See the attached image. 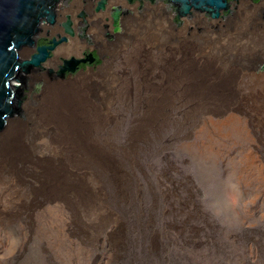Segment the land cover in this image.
Listing matches in <instances>:
<instances>
[{"label": "rangeland", "instance_id": "374dc122", "mask_svg": "<svg viewBox=\"0 0 264 264\" xmlns=\"http://www.w3.org/2000/svg\"><path fill=\"white\" fill-rule=\"evenodd\" d=\"M243 7L257 8L241 0L226 19ZM192 19L164 49L140 32L117 41L98 85L103 160L55 131L34 141L27 127L24 162L0 170V264H264V101L252 97L264 51L235 47L207 14ZM61 62L41 65L52 83L75 78L57 75ZM39 85L13 118L26 121L21 105ZM56 157L91 180L78 200L71 187L65 199L41 188Z\"/></svg>", "mask_w": 264, "mask_h": 264}, {"label": "bare ground", "instance_id": "6f19581e", "mask_svg": "<svg viewBox=\"0 0 264 264\" xmlns=\"http://www.w3.org/2000/svg\"><path fill=\"white\" fill-rule=\"evenodd\" d=\"M246 1L248 2V0ZM113 2L117 4L119 0H113ZM244 9L245 8L243 7L242 12H240L241 9L238 11V15H240L239 17H237V15L234 18L227 19L228 21L225 20L227 21L225 24L221 23V19L210 20L209 22H213L212 25L219 24L220 28H223V31L227 34V39H230L231 42L233 41L234 44H236L235 47H240L247 43L252 44L253 42L256 46H259L261 51H264V23L258 16V11L260 10L255 8L254 11L245 12ZM77 13L78 9L73 7L59 11L58 23L54 26L45 25L42 28V33L45 34L47 31H50L52 34L62 32L59 23H61L64 17L68 15L73 18L72 20L75 26L77 24L75 19ZM198 14L204 15V13ZM125 16H123L124 18L122 20V33L117 34L110 42H108L103 36V21L99 20L100 18L98 19L99 21L97 20V14L92 15L91 18H89V21L93 24L89 26L87 32L93 42H97L102 46L103 53L107 56L104 65L99 68L97 72L89 70L86 73L78 74L75 78L70 80H57L54 83L51 82L48 73L39 72L37 74H32L30 72L32 74L30 77H32L35 82L43 83V87L40 94L34 95V101L31 102L30 100H26V102L22 104L23 110L21 111L26 118L25 122L12 117L13 114L21 109L19 108L17 111L14 110L12 116L6 120L4 127L1 129L0 156L2 155V159L0 161V170L5 167L17 170L24 162L25 157L18 151L24 148L20 143V139L26 134L27 127L30 131V137L34 141L39 140L40 137L44 138L50 131H55L56 133L67 135L65 138H58V140H56L60 142V145L68 146L67 143L74 147H78L79 145L80 148L88 149L97 161L104 159L103 155L100 153L94 154L95 146L93 145L98 128L97 112L100 94L98 85L99 87H102L101 82L99 84L100 77L111 72L110 63L116 58L114 47L116 46L117 41H119V39L125 40L132 38V35H136L140 32L143 34V39L144 37H160V42L157 41L156 44L148 43V45L164 49L166 41H171V38L175 33L170 25V15L165 12L164 5L147 8L141 15L134 13L132 16ZM191 20L193 22V19ZM188 24L189 22H182L181 26L183 29L187 30ZM211 27L214 29V26ZM177 32H179V30ZM118 44L120 43L118 42ZM85 46L86 43L80 41L77 36L70 37L67 44L61 45L55 50V57L48 60L45 63V66L54 67L58 63L60 57L79 54ZM212 46L216 47L217 45L212 44ZM247 48L248 47H246V49ZM29 53L30 48H28L27 51H22L20 55L27 58ZM164 80L165 78H163V81ZM263 90H261V93H259L260 91H257L252 94V97H256L258 100L263 98L261 102L264 101ZM254 91L255 90H251V93ZM234 98L235 94L232 93L225 98V101H232ZM48 167V165H45L44 168L46 169L42 171V173L39 172V175L43 180L41 181V188H49L56 194L55 197L59 199H65L64 192L71 187L74 191L72 196L73 200H78L79 196L77 193L79 189H83L91 184V180L86 178V171H82L81 173L80 170H77L75 166H72V164L69 163V160L66 161L61 157H56L53 168L51 169ZM2 185H4V183L0 179V186ZM4 196L5 194L3 193V190H0V197L3 198ZM87 199L88 196L84 201ZM3 218L4 216L0 214V224H2Z\"/></svg>", "mask_w": 264, "mask_h": 264}, {"label": "water", "instance_id": "95a60500", "mask_svg": "<svg viewBox=\"0 0 264 264\" xmlns=\"http://www.w3.org/2000/svg\"><path fill=\"white\" fill-rule=\"evenodd\" d=\"M56 1L0 0V131L14 110L17 111L20 108L21 88L12 82L19 81L20 83V79L17 78L18 73H27L45 63L49 56L48 51H51L56 45L53 42V46L38 47L37 53L32 55L30 59L20 60L19 58L21 51H27L28 48L34 46L36 35L41 26L42 28L45 26L42 24L50 26L55 24V15L51 7ZM167 1L170 3L169 8L172 9V12L174 7L176 8L177 15L182 19V22H190L195 13L207 14L209 20H219L222 19V13L229 9L227 0ZM163 2L166 3V1ZM260 13H262L261 10ZM113 21L117 28V12L113 14ZM63 26L66 32L71 33L69 22ZM79 63L74 59L65 61L58 76L74 73Z\"/></svg>", "mask_w": 264, "mask_h": 264}, {"label": "flooded vegetation", "instance_id": "af4514ba", "mask_svg": "<svg viewBox=\"0 0 264 264\" xmlns=\"http://www.w3.org/2000/svg\"><path fill=\"white\" fill-rule=\"evenodd\" d=\"M163 1H166V3H164ZM249 1L252 2L253 5L257 6L259 10L262 11L261 17L264 20V0H249ZM227 2L229 4V9L225 12V14H222V19L220 21L227 20L226 17H230L231 15H233L234 12L238 10L239 3L241 2V0H227ZM100 4H102V6H100ZM169 4L170 3L167 0H154V1L151 0H121L120 1L119 0L117 4H115L113 0H57L56 3L51 7V10L55 15L54 25L58 23V17H59L58 12L63 9H68L69 7L78 9V13L75 17L77 24L74 26L72 20L73 18H71V16L68 15L64 17L61 23H59V27L61 28L62 32H57L52 34L50 31H47L45 32V34H43L41 29L42 26H41L40 31L35 37V44L34 46L30 47V53L27 58L30 59L32 55L37 53L38 47L53 46V42H55L56 45L53 47V49L51 51H48L49 56L46 60L47 62L48 60L55 57V50L58 47L67 44L69 42L70 37L77 36L80 41H84L86 43V46L80 51L79 54L69 55L67 57H60L59 60L60 61L62 60V62L61 65L57 66L58 73L60 72L61 67L64 65L65 62L64 59L66 58H70V60L72 59L77 60L80 63L78 64L76 71L74 73H65L63 76H59V77L61 79H64V76L67 75L77 76L78 74L86 73L89 70H92L93 72H97L99 68H101L104 65V61L107 56L103 53L102 46L97 42H93L90 38V35L87 32L89 30V26L93 24L92 22L89 21V18H91L92 15L97 14L98 16L97 20L100 18L99 20L103 21V25H104V26L102 25L104 28L103 36L108 42H110L114 39V37L117 34L122 33V20L124 18L123 16L125 15L132 16L134 15V13H138L141 15L147 9V7H153L157 5H164L165 12L171 15V20H170L171 28L174 32H177L182 25V19L178 17L176 8L171 4L174 7V11L172 12V9L169 8ZM115 12H117V16H118L117 28L113 21V14ZM86 17L88 18V20ZM67 22L70 23L71 33L66 32L63 26ZM42 25H47V24H42ZM63 35H65V37ZM19 56H20L19 57L20 60L27 59L25 57H22V55ZM259 69L262 72H264V62L260 64ZM42 70H43V66H39L37 68L31 69L27 73L24 72L18 73L17 78L20 79L22 98H25L24 95L25 96L28 95L29 92L31 93L33 91L40 89L39 82H33L32 77L30 76L32 74H37L39 72L42 73ZM52 73L53 72L51 70L48 71L49 75H51ZM25 74H30V76L25 77ZM26 100L24 101V103L26 102Z\"/></svg>", "mask_w": 264, "mask_h": 264}]
</instances>
